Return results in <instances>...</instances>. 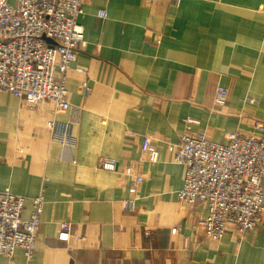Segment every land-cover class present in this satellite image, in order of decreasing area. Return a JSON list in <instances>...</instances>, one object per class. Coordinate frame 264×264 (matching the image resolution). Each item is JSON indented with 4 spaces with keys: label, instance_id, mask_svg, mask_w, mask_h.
I'll return each mask as SVG.
<instances>
[{
    "label": "crops",
    "instance_id": "0c3cea01",
    "mask_svg": "<svg viewBox=\"0 0 264 264\" xmlns=\"http://www.w3.org/2000/svg\"><path fill=\"white\" fill-rule=\"evenodd\" d=\"M80 24L85 45L67 73L69 111L0 93V192L25 199V220L32 200L45 199L34 260L17 250L0 264H264V215L244 240L230 226L212 243L197 225L206 205L177 199L186 167L165 144L185 132L223 144L233 132L260 133L264 0H91ZM218 87L228 93L220 113ZM144 136L158 143L156 164L143 159ZM102 160L116 170L101 169ZM139 174L136 210L126 211ZM65 223L70 239L61 242Z\"/></svg>",
    "mask_w": 264,
    "mask_h": 264
},
{
    "label": "built area",
    "instance_id": "2783aa9c",
    "mask_svg": "<svg viewBox=\"0 0 264 264\" xmlns=\"http://www.w3.org/2000/svg\"><path fill=\"white\" fill-rule=\"evenodd\" d=\"M91 0H16L10 5L0 0V93L37 106L52 103L67 112V73L85 45V30L80 24L84 4ZM100 19L107 18L103 11ZM85 97L91 95L87 81L80 85ZM228 102L227 90L218 87L214 110ZM55 132L66 135L69 125L50 123ZM259 134L233 132L226 144L213 142L205 132H185L175 144L165 142L173 162L186 167L182 188L176 194L180 203L206 205L208 214L197 225L212 243H220L234 227L233 237L244 240L261 224L264 215V124L256 123ZM62 135V136H63ZM143 159L159 161L158 143L150 136L142 139ZM101 169L114 172L116 163L100 162ZM137 175L123 203L126 211L136 210L139 186ZM45 205L42 194L32 200L30 218L25 220V199L9 191L0 192V255L12 259L22 250L28 262L34 260L36 242ZM176 230H173L175 233ZM65 223L58 240L68 242Z\"/></svg>",
    "mask_w": 264,
    "mask_h": 264
}]
</instances>
